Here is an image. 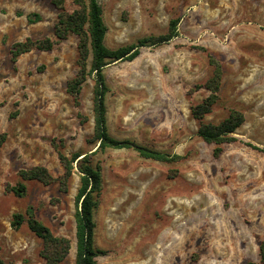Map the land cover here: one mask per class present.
<instances>
[{"label": "rangeland", "instance_id": "rangeland-1", "mask_svg": "<svg viewBox=\"0 0 264 264\" xmlns=\"http://www.w3.org/2000/svg\"><path fill=\"white\" fill-rule=\"evenodd\" d=\"M111 50L166 34L180 19L179 35L141 48L133 61L104 69L107 128L118 140L179 155L172 163L142 158L133 149L94 153V75L78 101L67 84L79 71V38L52 51L32 50L17 61L12 46L49 37L59 10L51 0H0V257L8 264H46L43 242L15 214L31 207L36 218L72 247L75 264L74 172L64 191V169L54 144L68 158L92 154L102 166L103 189L94 211L97 264H261L264 241V0H99ZM70 12L77 7L66 0ZM212 54L222 65L219 101L205 122L218 124L233 109L246 117L237 141L216 145L198 135L191 107L209 96ZM92 57L88 59L90 69ZM248 144L263 151L255 150ZM47 168L49 185L24 181L20 172ZM26 185L18 197L6 186Z\"/></svg>", "mask_w": 264, "mask_h": 264}, {"label": "trees", "instance_id": "trees-1", "mask_svg": "<svg viewBox=\"0 0 264 264\" xmlns=\"http://www.w3.org/2000/svg\"><path fill=\"white\" fill-rule=\"evenodd\" d=\"M53 5L59 10L58 21L54 28L56 40L49 37L24 42L14 43L12 46V58H18L32 50L52 51L54 47L74 34L79 38V71L74 79L68 82L67 92L78 101L81 90L87 78L94 75L95 85L93 91V111H94V139L99 143L98 151L105 152L107 149H133L142 158L172 163L182 159L175 154L170 155L157 150L143 147L131 140H118L109 134L107 128V108L105 104L109 88L106 83L104 69L116 61H133L141 54V48L148 46H160L175 39L178 35L180 19H173L170 22L169 30L166 34L151 36L140 40L137 44L111 50L105 45V38L108 28L103 18V8L99 0H74L76 9L69 11L66 8V0H51ZM92 57L90 69H88V59ZM209 62L214 67L213 75L202 86L209 92V96L201 103L191 107V115L198 122V135L208 144L216 145L214 155L218 157L222 153V145L237 141L235 132L246 121L244 113L240 110H231L229 116L218 124L207 123L205 118L209 115L219 101V93L222 88L223 68L221 63L209 54ZM8 135L0 133V169L1 153L6 144ZM255 150L263 151L259 147L248 144ZM58 152L60 163L64 173L58 179L60 187L68 190V183L74 172L77 171L80 177V185L75 197V223H76V256L75 264H97L96 258L103 254L101 250L94 247V211L100 203V196L103 189L102 166L92 163V154H74L68 158L54 144ZM24 181L36 180L46 185L54 182L50 171L42 166L33 167L20 172ZM27 187L20 183L17 186H6V192L13 193L18 197L26 194ZM24 223L28 224L30 230L42 240L43 245L40 252L46 264H63L71 251L72 242L67 237L57 236L53 231L36 218L33 208H29L25 214L14 215L13 227L20 228ZM261 264H264V241L259 245ZM0 264H8L0 257ZM252 264V263H251Z\"/></svg>", "mask_w": 264, "mask_h": 264}]
</instances>
